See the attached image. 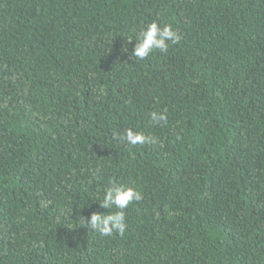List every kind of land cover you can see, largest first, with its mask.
<instances>
[{"label": "trees", "instance_id": "1", "mask_svg": "<svg viewBox=\"0 0 264 264\" xmlns=\"http://www.w3.org/2000/svg\"><path fill=\"white\" fill-rule=\"evenodd\" d=\"M0 264H264V0H0Z\"/></svg>", "mask_w": 264, "mask_h": 264}, {"label": "clouds", "instance_id": "2", "mask_svg": "<svg viewBox=\"0 0 264 264\" xmlns=\"http://www.w3.org/2000/svg\"><path fill=\"white\" fill-rule=\"evenodd\" d=\"M180 34L171 24L161 26L157 21H152L146 28H142L135 36V46L132 55L138 59L149 56L153 50L167 52L171 45L177 44ZM167 119L162 112L152 111L150 120L159 124ZM129 145H143L149 143L150 138L140 131L129 127L118 137ZM99 171V170H97ZM142 193L133 186L117 185L113 183L103 193V199L98 200L103 208L110 209L114 205L118 211L102 214L92 212L85 220V225L102 236H112L114 232L123 234L126 229V217L124 209L133 201H140Z\"/></svg>", "mask_w": 264, "mask_h": 264}]
</instances>
